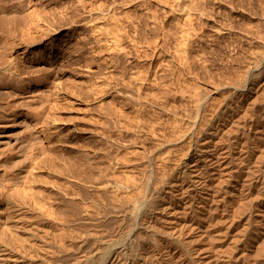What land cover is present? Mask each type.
<instances>
[{"label": "bare ground", "instance_id": "1", "mask_svg": "<svg viewBox=\"0 0 264 264\" xmlns=\"http://www.w3.org/2000/svg\"><path fill=\"white\" fill-rule=\"evenodd\" d=\"M199 1L192 4L195 12H187V26L178 28L176 36L149 8L154 14L146 17V22L133 17L118 22L112 35L114 44L118 48L128 40L129 45L120 47L125 58L113 60L115 65L110 69L114 72L109 74L115 91H130L126 98L122 93L130 105L126 134L119 133L120 139H116L108 130L107 118L114 119L116 111H123L119 101L113 103L114 109L106 110L108 79L107 83L103 81L106 85L97 87L100 111L95 142H79L80 152L75 156L74 150V160L69 151L66 166H58L66 181L34 197L32 207L46 221L35 215L28 223L21 216L15 224L19 235L30 240L28 248L17 245L14 259L18 264H34L36 260L41 264H256L251 258L259 246L258 234H264V168L261 160L253 163L252 155L254 150L264 149V97L259 101L255 97L264 94V31H257L260 27H254L257 32L252 28L241 31L250 51L243 53L245 45L232 41L231 58L224 60L235 63L234 67L221 63L222 67L210 73L207 63L214 65L227 47L220 53L217 42L204 41L202 23L198 29L194 27V21L207 15L206 3ZM81 3L88 8L96 4L91 0ZM114 3L106 5L109 13ZM42 6L8 36L12 37L10 44L15 41L17 46L32 48L40 42L38 53L42 56L61 57L69 49L65 48L68 38L62 36L61 43L54 47L52 36L66 22L70 9L60 0H43ZM219 19L213 21L214 31L230 29L229 23ZM68 29L70 35L72 28ZM3 70L11 77L19 75L17 61L9 56ZM201 73L214 92H221L222 104L196 80ZM226 185L231 186L228 189ZM241 210L248 211L244 231L251 228L256 241L248 252L244 251V237L227 245L220 233L219 221L233 226ZM255 212L262 219L256 218L253 224ZM104 213L122 216L121 223L112 227L111 217L99 220L94 234L70 225L79 214L82 216L77 219L84 222ZM78 232L85 236L80 237ZM261 240L263 250L264 238ZM240 241L242 253L237 257L233 250Z\"/></svg>", "mask_w": 264, "mask_h": 264}, {"label": "rangeland", "instance_id": "2", "mask_svg": "<svg viewBox=\"0 0 264 264\" xmlns=\"http://www.w3.org/2000/svg\"><path fill=\"white\" fill-rule=\"evenodd\" d=\"M83 1L87 2L88 0ZM91 1L96 4L88 8L89 5H82L81 0H60L62 4L64 3V5L66 4V6L69 7V17L67 16L68 20L66 19L63 26L58 28L55 35L52 36L54 39L53 45L55 47L58 43L60 44V38L63 36V38H68L67 44L69 47L66 46L65 48L69 49L65 50L61 57L55 56V54L48 59L42 56L41 53H38V50L41 48L40 42H35L32 48L23 47L17 46L15 41L13 44H10L12 37H8L15 29H19L28 20L31 12H36L43 7V0H0V264H18V261L16 262L14 259L17 257V245L21 244L24 248H28L30 244V240H28L25 235H19V231L15 228V224L21 216H23L24 219L26 218L25 221L27 220L28 223L31 222V217L35 215H39L37 217L41 222H44L43 220L46 221L40 212H35L32 203L35 196L39 197L38 195H45L48 191H52L54 187H56L55 185H62V183L66 181L65 176L59 173L58 166H66L67 153L71 151L74 160L76 159L75 156L77 154L79 155V149L77 147L79 142L89 144L95 142L96 128L99 124L97 117H99L98 113L100 111L98 107L100 94L97 92V87L99 88L101 84L106 85L105 83H107L108 79L110 80L106 88H108L109 91L104 97L106 110L109 111L111 108L114 109L113 103L118 101L122 103L123 107V111H116L117 115L114 119L107 118L106 123L109 127L108 130L113 132V136L116 139H120L119 133L126 134L124 129L127 124V112L129 111L130 105L127 104L128 101L124 98L128 96L127 94H130L128 93L130 91L128 88H121L120 90L122 92L116 88L118 91H115L110 86L111 74H109V72L112 73L113 69L111 70L110 68H114L113 65H115V61L113 60L125 58L124 50L121 51V48H123L122 45L128 46L129 41H123V44H120V47H122L120 48L118 46V48H120L118 49L113 41V34L116 31L115 27H118L119 23L127 18L130 20V17H133L132 19L134 20L136 18L145 19L146 22V17L153 16L152 14L156 13L157 19L166 21L167 27H170L171 31L174 32L172 35L176 36L184 24L186 28L187 23L184 22H187L189 18L187 14L190 11L192 13L195 12L192 10V7L195 8L192 4L197 3V0H194L196 1L194 3H192L193 0ZM98 1L100 4L97 3ZM113 1H115L114 12L112 11L114 14L111 12L109 13L111 10H108L106 6ZM243 1L245 0L199 1L204 2V4L206 3L205 10L207 11L205 14L207 15L202 16L203 18L201 17V20L199 19L200 22L197 21V19L196 21L198 24L194 21V27L198 29L202 23L200 32L204 37V41H207L206 43H211V39L214 44L217 42V45L219 44L221 46L218 45L220 53L227 47L224 49V53H222L225 56H220V54L217 56V60L215 61L216 65L214 63L215 67L212 63H207L210 73L214 72V69L217 70L219 67H222V64H228L230 68L234 67L235 63L226 62L228 58H231L229 53L232 54V52H230L232 48L230 49V47H233L232 44L234 42L238 41L241 45L243 44L242 46L245 45L243 47V53H248L250 51L248 48L249 41L246 40V37H243L244 34L242 36L241 31H244V29L250 30L254 27H260L257 28V31H264V29L262 30V28H264V13H262V11L264 12V10H262L264 9V0H246L247 3H243ZM178 2L180 3L179 8L177 7ZM204 4H202L203 8ZM255 4L257 6H255ZM103 5L106 7H103ZM245 6L248 8L247 11ZM175 7L176 9L174 10ZM181 7H186L185 11H180ZM147 8L154 11V13L152 12L151 14V11H148ZM249 8H251V10ZM255 11L258 12V14ZM146 12L148 13L146 14ZM205 16L207 18L211 17L207 19ZM117 17H120L119 21ZM205 18L207 20H205ZM219 18L221 19L220 22H224L227 25L230 24L229 26L226 25L230 27V29H223L222 32L214 31L216 29L214 28L216 24L213 23V21L215 20L216 22ZM230 22H232V25ZM68 28H72L70 35L68 34L70 30ZM178 28L179 30H177ZM255 28L254 30L251 29V31L257 32ZM230 33L231 35L229 36ZM2 34L7 36L3 37ZM225 34H228V36ZM218 35H220V37ZM228 38L231 39V42ZM227 39L229 41H227ZM254 41H257V37L254 38ZM226 43H228V46L225 45ZM74 44L78 47H74ZM221 44H223L224 47ZM256 44H258V42ZM76 47L79 49L77 50ZM115 48H117V50ZM118 54H122V57H119ZM8 56L9 59H15L17 61L19 75L16 77H11L4 73L3 67L8 60ZM225 58L226 61L224 60ZM110 61L112 62L110 63ZM202 73L205 74V71ZM202 73L198 78L195 77L196 80L200 85L204 84L202 86L209 88L212 97L222 104L224 99L221 92H214V89L209 86V79L207 77L205 79ZM127 79L128 77H125V80ZM201 79L202 81H200ZM103 81H105V83ZM98 83L99 86L97 85ZM255 97H258L259 101L262 100L264 94L263 96L255 95ZM108 111L107 113H109ZM106 117H108V115ZM73 145H76V148ZM263 147L264 143L262 144V148ZM253 153H255L252 155V161L255 160L253 163L261 160V167L264 168V149L254 150ZM226 186H228L227 188L229 189L231 185ZM19 207L21 209L25 207L28 208V210L25 211L22 209L21 212L17 211ZM81 216V214L77 215L70 225H78L81 227L80 229L87 230L90 234H94L97 230L95 225H97L99 220L111 217L114 219L111 222L112 227H116L122 221V216L116 217L115 215H111V213L108 215L106 213L94 215L92 219L84 220V222L83 219H77ZM237 217L235 224L230 227H227L224 220H220L219 222L222 225L220 233L224 237L227 245L235 238L244 237V239L247 240L246 249L244 251L248 252L252 247H255L256 242L253 238L254 231L251 228L244 231V225L248 218V211L241 210ZM256 218L258 220L262 219L261 214L255 212L251 223L254 224ZM101 223L102 222H100V224ZM67 227L71 228V226L68 225ZM77 234L80 237L85 236L81 232ZM258 238L259 246L255 248V252L252 253L253 256L251 259H254L256 264H264V249L262 250L260 247L262 245L261 238H264V234L259 233ZM241 244L242 241H240L239 246L233 250V254L237 252V257L242 253ZM27 252L29 253V251ZM3 258H6V260H3ZM34 264H41V262L36 260Z\"/></svg>", "mask_w": 264, "mask_h": 264}]
</instances>
